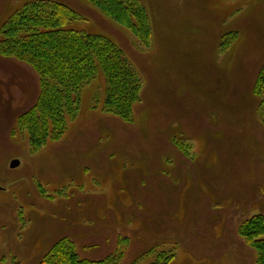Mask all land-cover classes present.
Listing matches in <instances>:
<instances>
[{
	"label": "rangeland",
	"instance_id": "1",
	"mask_svg": "<svg viewBox=\"0 0 264 264\" xmlns=\"http://www.w3.org/2000/svg\"><path fill=\"white\" fill-rule=\"evenodd\" d=\"M32 1L0 0V28ZM59 1L85 16L68 29L123 51L141 78L140 101L131 125L93 110L105 89L98 77L62 138L32 152L15 129L36 82L0 59V264H40L63 238L89 260L122 245L117 264H153L150 251L174 255L168 264H256L237 231L264 218V127L252 92L264 0H142L150 48L82 0ZM228 31L236 38L220 52Z\"/></svg>",
	"mask_w": 264,
	"mask_h": 264
},
{
	"label": "trees",
	"instance_id": "2",
	"mask_svg": "<svg viewBox=\"0 0 264 264\" xmlns=\"http://www.w3.org/2000/svg\"><path fill=\"white\" fill-rule=\"evenodd\" d=\"M82 4L99 16L126 30L142 48H150L153 21L142 0H82ZM151 17V19H150ZM80 12L59 0H35L24 4L0 28V59L15 63L31 74L37 95L33 103L16 117V129L27 138L32 152L58 142L68 123L79 115L81 93L93 80L102 77L104 94L94 98L93 110L133 124V110L140 101L142 81L125 58L123 51L107 36L68 29L79 19ZM236 33H224L219 51H226ZM259 99L258 117L264 127V62L252 88ZM180 148L182 143L178 144ZM185 148V147H184ZM237 235L255 253V263L264 264V218L255 216L244 221ZM127 244V239H123ZM120 243V241H119ZM97 260L80 258L75 244L59 240L40 264H117L123 246ZM153 264H168L174 255L150 251Z\"/></svg>",
	"mask_w": 264,
	"mask_h": 264
},
{
	"label": "water",
	"instance_id": "3",
	"mask_svg": "<svg viewBox=\"0 0 264 264\" xmlns=\"http://www.w3.org/2000/svg\"><path fill=\"white\" fill-rule=\"evenodd\" d=\"M18 165H19L18 162H13V163H11L10 167L11 168H16V167H18Z\"/></svg>",
	"mask_w": 264,
	"mask_h": 264
}]
</instances>
